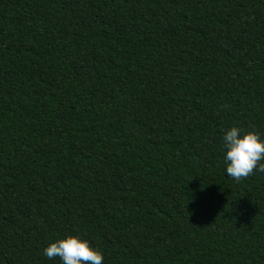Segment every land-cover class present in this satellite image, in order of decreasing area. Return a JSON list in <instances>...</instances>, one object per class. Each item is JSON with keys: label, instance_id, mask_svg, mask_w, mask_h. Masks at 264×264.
Segmentation results:
<instances>
[{"label": "trees", "instance_id": "1", "mask_svg": "<svg viewBox=\"0 0 264 264\" xmlns=\"http://www.w3.org/2000/svg\"><path fill=\"white\" fill-rule=\"evenodd\" d=\"M231 126L264 139V0H0V264H264Z\"/></svg>", "mask_w": 264, "mask_h": 264}, {"label": "clouds", "instance_id": "2", "mask_svg": "<svg viewBox=\"0 0 264 264\" xmlns=\"http://www.w3.org/2000/svg\"><path fill=\"white\" fill-rule=\"evenodd\" d=\"M225 172L239 181L253 173H264V139L256 132L231 126L222 136ZM48 260L59 258L60 264H103V254L79 236L55 240L42 249Z\"/></svg>", "mask_w": 264, "mask_h": 264}]
</instances>
